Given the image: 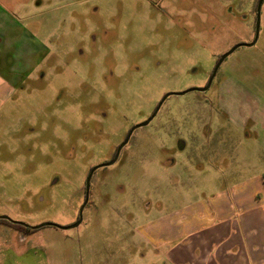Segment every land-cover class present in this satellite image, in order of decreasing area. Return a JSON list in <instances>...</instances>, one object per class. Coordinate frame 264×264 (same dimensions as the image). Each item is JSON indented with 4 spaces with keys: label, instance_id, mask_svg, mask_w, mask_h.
Returning a JSON list of instances; mask_svg holds the SVG:
<instances>
[{
    "label": "rangeland",
    "instance_id": "obj_1",
    "mask_svg": "<svg viewBox=\"0 0 264 264\" xmlns=\"http://www.w3.org/2000/svg\"><path fill=\"white\" fill-rule=\"evenodd\" d=\"M253 1L234 0L241 14L228 20L223 0H0V215L54 224L22 239L0 223V264H136L152 257L147 225L183 221L188 233L171 246L191 254L213 239L195 221L232 222L264 251V4L256 45L231 54L206 92L189 91L218 55L253 42ZM167 93L94 173L80 225L60 228L78 222L89 170L121 143V115L141 122ZM107 105L112 119H97ZM75 128L89 138L74 148Z\"/></svg>",
    "mask_w": 264,
    "mask_h": 264
},
{
    "label": "crops",
    "instance_id": "obj_2",
    "mask_svg": "<svg viewBox=\"0 0 264 264\" xmlns=\"http://www.w3.org/2000/svg\"><path fill=\"white\" fill-rule=\"evenodd\" d=\"M226 211L227 209L223 206L219 211L213 212L214 218H218L217 212L224 216L227 214ZM195 222L199 225L201 233L211 232L213 239L209 240L202 236L195 246L194 254H191L190 245L185 242L186 240H183L184 244L179 243L171 246L172 241H176V234L178 237H186L190 228L186 222H179L178 225L176 223L149 224L147 225V229L151 233L149 253H152V257L149 256L147 260L148 252L146 251L136 261V264H251V257L259 258L260 261L264 260V251L253 250L251 247L253 244L250 243V240L235 237L233 234L234 227H231V225L234 226V223L228 221L222 230H218L220 226L213 225L206 228L201 221ZM172 232L175 236L173 240H171ZM214 232H216V236ZM24 238L22 237V239Z\"/></svg>",
    "mask_w": 264,
    "mask_h": 264
},
{
    "label": "flooded vegetation",
    "instance_id": "obj_3",
    "mask_svg": "<svg viewBox=\"0 0 264 264\" xmlns=\"http://www.w3.org/2000/svg\"><path fill=\"white\" fill-rule=\"evenodd\" d=\"M233 1L234 0H227V2H224V0H223V3L225 4V5H227V6H225L226 7V15H225V17L227 16V18L226 19H228L229 20V18L230 17H233V18H238V17H240L239 15L241 14V13H238V11H237V7H239V6H241L242 5V3L241 4H238V2L234 5V4H232L233 3ZM260 1L261 0H254L253 2H254V15H255V20H256V24H255V31H254V40H255V38H256V33H257V26H258V15L260 14V17H261V9H262V6H263V4H264V0H263V2H262V5H261V8H260V12H259V3H260ZM171 2H172V4H173V6H175V7H177V8H180L182 5H181V3H182V0H171ZM224 4H222V5H224ZM165 14H166V11H165ZM243 15V14H242ZM166 16L169 18V19H171V17H173L172 16V14H170V13H167L166 14ZM213 16V18H215V16H216V14H213L212 15ZM228 16H230V17H228ZM259 30H260V27H259ZM258 38H259V35H258ZM90 39L92 40V39H95V36H91L90 35ZM254 40H253V42H254ZM258 42V39H257V41H256V43ZM256 43L254 44V45H256ZM239 45V47L238 48H240L241 46H246V45H244V44H238ZM238 45H236V46H238ZM253 45V46H254ZM236 46H234L232 49H234ZM237 48V49H238ZM231 49V50H232ZM236 49V50H237ZM230 50V51H231ZM236 50H234L231 54H233ZM230 51H228V52H230ZM227 52V53H228ZM226 54V53H225ZM225 54H220V55H218L217 56V58H216V61H215V65H214V67H213V69H212V71H211V73L209 74V76H208V79H207V83L205 84V86L203 87V88H200V89H194L195 91H199V92H206L212 85H213V83L215 82V80L217 79V76H218V73L220 72V70H221V68H222V65H223V63L225 62V60L231 55V54H229L221 63H219L220 62V60L222 59V57L225 55ZM218 64H220V65H218ZM223 80H225V81H229V79H223ZM210 84V87L207 89V90H203L204 88H206L208 85ZM193 90V91H194ZM172 95H176V93H167V94H165L164 95V98L159 102V103H157L156 105H155V107H154V109L147 115V118L145 119V120H143V121H141V122H138V123H135V124H131V122H130V119L127 117V116H125V115H121V117H120V114H123L122 113V111H121V113L118 111V113H119V117L121 118V121L123 122V124L119 127L120 128V133L121 134H123V139H122V141H121V143H119L116 147H115V153H114V155H113V157L111 158V161H108V162H106V163H103V164H100V165H97V166H93L90 170H89V174H88V176L90 175V173L93 171V174H92V177H93V175H94V173L96 172V170H98V169H100V168H106V167H108V166H110V165H108L107 166V164L108 163H110V162H112L116 157V160H115V162L118 160V157H119V155H120V152H121V150L123 149V148H125L129 143H130V141H131V139H132V137H133V135H134V133L135 132H137L139 129H141V128H143V127H147L148 125H150L156 118H157V116L159 115V113L161 112V109H162V107L165 105V103H166V101L168 100V98L170 97V96H172ZM178 95H183V94H181V93H178L176 96H178ZM116 103L117 104H123L124 105V107H127L128 106V104H129V101H128V99L127 98H125L124 96H122V97H120V98H117L116 99ZM115 103V104H116ZM107 109H106V113H102V114H95V117L97 118V119H102V120H108V119H112V114H114L115 112L113 111L114 109H110L109 108V106L107 105V107H106ZM112 112V114H110ZM98 122H99V120H97ZM51 128H53V127H51ZM75 131L77 132V134H79V136L78 137H76V142L74 143V141L70 138V142H71V146L73 145H76V147H77V144L79 143V146H80V143L81 142H87V138H89V134L88 133H80V130L78 129V128H75ZM95 132H94V134H96V132H99V133H101V132H103V126H99V127H96V130H94ZM50 132L52 133V132H54V129H52V130H50ZM182 137V136H181ZM181 137H179L178 139H177V141H176V145H179V148L180 147H186L187 146V144H186V142H184V141H182L181 140ZM62 139V138H61ZM55 140L57 141H60V139H56L55 138ZM94 140H95V142H97L96 141V137L94 138ZM62 141H64L63 139H62ZM74 148H75V146H74ZM120 150V151H119ZM118 151H119V154H118ZM61 154H62V152H60ZM118 155V156H117ZM62 156H63V154H62ZM64 157V156H63ZM114 162V163H115ZM113 163V164H114ZM4 164L6 165L7 163L6 162H4ZM112 165V164H111ZM88 176H87V178H86V182H85V188H84V193H85V198H86V194H87V187H86V184H87V179H88ZM92 177H91V180H92ZM90 184H91V181H90ZM89 196H90V190H89ZM4 216H7V215H0V223H2V224H6V225H9V226H11L10 224H13V225H22L23 227H30L32 230H33V232H35L36 231V229H34V227L35 226H31V225H27V224H25V223H22V222H19V221H15V220H13L11 217V219L13 220V221H11V220H9V219H7L6 217H4ZM9 217V216H8ZM79 219H80V215H79ZM78 219V220H79ZM13 229H15V231L17 232V233H19V235L20 236H22L23 238L24 237H26L27 235H29V234H31V233H33V232H26V231H24V230H22V229H19V228H15V227H13V226H11ZM37 229H39V228H37Z\"/></svg>",
    "mask_w": 264,
    "mask_h": 264
},
{
    "label": "water",
    "instance_id": "obj_4",
    "mask_svg": "<svg viewBox=\"0 0 264 264\" xmlns=\"http://www.w3.org/2000/svg\"><path fill=\"white\" fill-rule=\"evenodd\" d=\"M262 2H263V0H261L260 3H259V12H260V8H261V5H262ZM259 27H260V14L258 15L257 33H256V38H255L254 42L249 43V44H244V45H246V46H253V45L256 43V41H257V39H258V35H259ZM238 47H239V45L236 46L234 49H232L230 52L226 53V54L222 57V59L220 60L219 63H221V62H222V61H223V60H224L229 54H231V53H232L234 50H236ZM218 65H220V64H218ZM209 87H210V84H209L206 88H204L203 90H207ZM192 90H194V89H191V90H189V91H192ZM187 92H188V91H187ZM187 92H184V93H181V94H185V93H187ZM119 151H120V150H119ZM119 151H118V154H119ZM117 156H118V155H117ZM116 158H117V157H116ZM116 158H115L112 162L108 163L107 166L113 164V163L115 162ZM92 174H93V171L90 173V175L88 176V179H87V184H86V187H87V194H86V198H85L84 205H83V207H82L81 210H80V219L78 220L77 223H75V224L72 225V226H68V227H60V226H58V227H60V228H62V229H69V228L78 227V226L80 225V223H81V221H82L83 210H84L85 206L87 205V203H88V201H89V190H90V181H91ZM4 217H6L7 219L13 221V220H12L10 217H8V216H4ZM48 225H54V224H51V223H43V224H41V225H37V226H35L34 229L41 228V227H43V226H48ZM55 226H56V225H55Z\"/></svg>",
    "mask_w": 264,
    "mask_h": 264
},
{
    "label": "trees",
    "instance_id": "obj_5",
    "mask_svg": "<svg viewBox=\"0 0 264 264\" xmlns=\"http://www.w3.org/2000/svg\"><path fill=\"white\" fill-rule=\"evenodd\" d=\"M11 226L15 227V228H19V229H22L26 232H33V230L28 226V227H23L22 225H13V224H10Z\"/></svg>",
    "mask_w": 264,
    "mask_h": 264
}]
</instances>
